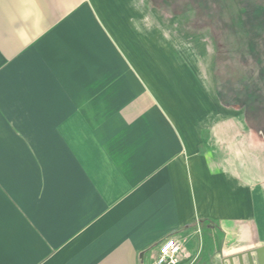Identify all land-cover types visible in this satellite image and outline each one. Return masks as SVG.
Here are the masks:
<instances>
[{
    "label": "crops",
    "instance_id": "1",
    "mask_svg": "<svg viewBox=\"0 0 264 264\" xmlns=\"http://www.w3.org/2000/svg\"><path fill=\"white\" fill-rule=\"evenodd\" d=\"M149 4L0 0V264H257L264 139Z\"/></svg>",
    "mask_w": 264,
    "mask_h": 264
},
{
    "label": "rangeland",
    "instance_id": "2",
    "mask_svg": "<svg viewBox=\"0 0 264 264\" xmlns=\"http://www.w3.org/2000/svg\"><path fill=\"white\" fill-rule=\"evenodd\" d=\"M149 3L166 20L175 19L186 33L207 43L218 97L238 108L264 139V0Z\"/></svg>",
    "mask_w": 264,
    "mask_h": 264
},
{
    "label": "built area",
    "instance_id": "3",
    "mask_svg": "<svg viewBox=\"0 0 264 264\" xmlns=\"http://www.w3.org/2000/svg\"><path fill=\"white\" fill-rule=\"evenodd\" d=\"M181 243L170 238L164 240L158 247V252L152 264H179Z\"/></svg>",
    "mask_w": 264,
    "mask_h": 264
},
{
    "label": "water",
    "instance_id": "4",
    "mask_svg": "<svg viewBox=\"0 0 264 264\" xmlns=\"http://www.w3.org/2000/svg\"><path fill=\"white\" fill-rule=\"evenodd\" d=\"M254 252H255V255H256L257 264H264V247H261V248L255 250ZM245 256L247 258V263L248 264H253L251 253L250 252L246 253ZM237 259H238V263L239 264H244L242 256H237ZM229 262L231 264L232 263V259H229Z\"/></svg>",
    "mask_w": 264,
    "mask_h": 264
},
{
    "label": "trees",
    "instance_id": "5",
    "mask_svg": "<svg viewBox=\"0 0 264 264\" xmlns=\"http://www.w3.org/2000/svg\"><path fill=\"white\" fill-rule=\"evenodd\" d=\"M152 1V0H151ZM160 10V9H159ZM163 12V11H162ZM220 100H221V98H220Z\"/></svg>",
    "mask_w": 264,
    "mask_h": 264
}]
</instances>
